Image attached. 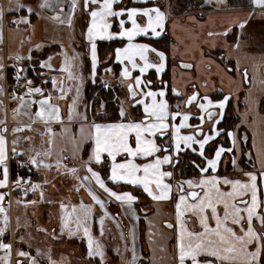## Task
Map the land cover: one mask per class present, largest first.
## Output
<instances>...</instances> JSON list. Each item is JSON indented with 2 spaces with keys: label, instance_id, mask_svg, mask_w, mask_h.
Here are the masks:
<instances>
[{
  "label": "snow or ice",
  "instance_id": "1",
  "mask_svg": "<svg viewBox=\"0 0 264 264\" xmlns=\"http://www.w3.org/2000/svg\"><path fill=\"white\" fill-rule=\"evenodd\" d=\"M64 2L37 0L40 10L52 9L56 13L41 18L73 28L79 13L83 23L81 34L91 57L90 78L93 82L101 62L97 42L119 43L121 46L113 48L110 59L121 66L120 86L125 91V100L116 97L119 107L118 119L115 120L107 119L104 102H98L91 119L89 105H84L83 111L80 110L81 90L85 82L80 53L73 56H69L66 50L59 53L62 59L58 68L52 63V55L35 61L40 69L62 74L59 79L55 75L41 79L39 85L26 75L29 68L21 66L24 61H33L31 54L9 56L15 61L11 66L15 85L11 91L3 83L6 80V66L3 57H0V97L8 96L17 102V106L11 109L16 125L10 128L8 106L0 99V111L3 112V118H0V251L3 252L0 264H13L14 254L15 264H40L38 258L41 256L46 257L48 264H58L50 249L47 252L37 249L36 254L32 255L29 250L14 249L13 242L5 239L9 232L15 238L21 227L17 217L16 232L12 231L10 209L13 191L23 194L15 203L23 204L25 208L44 202L56 203L54 200L46 201L44 184L49 183L46 178L41 183L33 181L30 175L17 173L15 179L10 181L13 162L17 168L29 172L35 170L38 173L42 169L50 171L53 168L58 172L62 170L63 175L78 182L74 185L76 192L87 189L93 204H86L83 200L78 205L59 201V235L68 233L86 239L87 257H99L101 264L105 260V249L93 234L94 207L98 205L104 210L99 217L101 237L105 232V219L110 214L106 201L93 189V184L109 197V202L114 200L125 206L137 221L140 217L133 206L139 196L132 191L114 190V187L126 185L139 188L154 202L173 203L174 222L165 223V228L174 233L172 264H264V131L259 133L258 140L256 135L253 137L252 148L255 152H243L241 145L248 142V136L240 134L239 125L232 130L227 127L230 101L238 99L237 90L248 80V71L241 69L240 58L229 68L226 61H231V54L220 56V63H217L210 53L198 48L200 63L207 65L208 78L197 84L189 76L181 87L175 78V70L171 81L164 79L170 59L164 41L169 26L173 35L180 26L178 19L171 18L172 4L162 10L156 0H67L68 11L65 12ZM206 2L211 3L212 0ZM216 2L227 4V0ZM249 2L254 9H260V15L264 17V0ZM21 10L26 11L27 15L8 21L16 26L14 31H18L21 24L31 25L30 17L33 14L40 16L41 13L21 0H7V6L0 2V44L5 40L6 15ZM253 15L254 12H249L242 19L230 20L223 31H208L207 37L212 40L210 47H216V37H224L225 49H241L244 41L237 38L234 44H228L227 37L234 27H238L243 36ZM188 19L195 20V17L189 15ZM208 19L211 21L212 17ZM20 44L23 45V40ZM261 44L264 46V35ZM36 48L41 49L43 45L37 44ZM175 54L176 48L173 46L172 59H175ZM213 65L215 72L211 70ZM261 65H264V56L256 65L257 70ZM30 67L36 71V67ZM194 67L192 63L179 64L184 72ZM153 70L155 79H150L148 74ZM105 71L112 73V68ZM236 74L240 77L239 82L233 79ZM37 75L43 76V73L37 72ZM213 75L219 77V89L210 79ZM21 81L24 83L21 84ZM68 81L73 82L72 86L67 85ZM259 83L264 90V79ZM49 84L50 89H46L45 86ZM189 84L192 85L190 93L187 91ZM104 86L110 87L107 81ZM18 89H23L22 94ZM199 89H203V93ZM210 91L217 92L219 98L214 99L209 95ZM73 92L75 94L65 112L59 101L68 100ZM170 93L182 103H170ZM257 103L252 89L248 88L245 106L256 115ZM248 114H244L245 120ZM19 116L27 117V122L18 121ZM261 123L264 124V119H261ZM35 124L43 126L40 135L47 139L42 141L40 148L33 147L30 154L20 151L18 145L21 137L17 134L36 131L32 127ZM54 125L60 126L59 132ZM73 125L77 128L75 132ZM10 134L13 137L11 141ZM224 137L230 142L227 146L223 142ZM58 138L64 141V146L57 149ZM23 139L32 142L34 138L25 136ZM85 146L88 147L86 159L83 157ZM69 151L73 160L77 157L83 160L85 175H79L80 167H69L64 163L69 158L65 153ZM241 155L247 158V167L241 166ZM53 156L56 157L54 163ZM185 165L194 169L197 175L185 177ZM95 166L103 168L107 179ZM108 182L114 187H109ZM30 193H39V199H27ZM149 227H154L151 221ZM37 230L51 235L53 239L59 238L56 229L51 233L46 228ZM148 235L150 243L155 244L152 240L155 233L149 231ZM18 242L25 243L24 236H20ZM135 242L133 228L130 264H136L139 259ZM28 247L30 249L31 244ZM149 264H160L156 260L155 247Z\"/></svg>",
  "mask_w": 264,
  "mask_h": 264
},
{
  "label": "crops",
  "instance_id": "2",
  "mask_svg": "<svg viewBox=\"0 0 264 264\" xmlns=\"http://www.w3.org/2000/svg\"><path fill=\"white\" fill-rule=\"evenodd\" d=\"M203 6L199 7L197 11H180L177 7L176 3L177 0H156L157 4H159L162 7V10L167 9L169 4H172L173 7L170 9L172 13L173 19H178L179 21V27L175 30V35H173L171 27L169 26L166 38L170 39L171 45H170V51H167L169 54V64H168V77L165 78L167 71L164 75L165 80L171 81L173 78V71L179 75L186 76L187 72H184L179 67H176V64H180L181 62L185 63H192L193 59H196L200 56L198 48H203L206 53L210 54H216L215 56L219 58L220 56H227L231 54V61H226L228 63V67L232 68L235 63L236 59L240 58V66L241 69L246 68L248 71V80L244 81V92L245 94L242 96V103L244 105V109L242 112H239V127H244L248 130L250 133L251 138V148L253 143V137L256 135V139H259V133L264 131V124L261 123V119H264V111L261 112V104L262 99H264V90H262L261 85L259 81L261 79H264V65H261L259 69L257 70L256 65L260 64L261 57L264 56V46L261 44V37L264 35V17H261L259 9H254V7L248 8V9H233L229 6L228 0L227 4H219L216 2V0H212L211 3H207L206 0H201ZM0 2L4 3L5 6H7V0H0ZM22 3L25 5L32 6L36 9V11L40 12L41 15L37 16L33 14L30 19L32 21L31 25H19V30L14 31L15 27L14 25L9 24V19H17L21 16L27 15L26 11H19V12H13L6 15L5 18V40L3 44H0V55L3 57L4 63L7 66H9V69L6 72L9 74L12 72V65L15 63L14 60L9 59V56H14L16 53H19L21 55H28L31 54L32 57L37 56L39 53L43 52L44 50L48 49L49 53L47 56L52 55L54 53H61L63 49H68V55L70 56L75 55L76 53H80L81 60L86 65L85 67H88L89 74L91 77V57L90 53L88 51V45L86 43V40L84 36L81 34L83 31V23L79 19V13L77 14V19L74 21V27L68 28L67 25H59L55 23L54 21L50 19H42L43 17H50L55 15V11L52 9H44L40 10L37 7V0H21ZM127 2V0H125ZM64 10L65 12L68 11V3L67 0L64 2ZM254 12V15L249 20L248 25L246 26L244 30V35H240V29L238 27H234L232 32L229 33V36L227 37V43L228 44H234L235 40L237 38H240L242 41H244V44L242 45L241 49L235 50L232 48L225 49L224 43L225 38L224 37H216L214 42L216 44L215 48H211L210 44L212 40L207 37L208 31H223L226 26L229 24L230 20L236 19V18H243L247 13ZM194 16L195 20H189L188 16ZM211 16L212 20L209 21L208 17ZM203 25V27H201ZM23 40V45L21 46L20 41ZM205 41H209L208 43H205ZM100 42H108V41H98L97 45ZM41 44L43 45V48L37 49L36 45ZM63 46V47H62ZM121 46V45H119ZM118 46V47H119ZM175 46L176 48V54L175 59H172V48ZM225 50V51H224ZM98 51V47H97ZM222 52V53H220ZM225 52V54H223ZM220 53V54H219ZM37 54V55H36ZM99 56V54H98ZM112 56V55H111ZM110 56V57H111ZM100 58V57H99ZM46 58L40 59L44 60ZM113 61V60H112ZM27 61L22 62L25 63ZM116 64V63H115ZM193 64V63H192ZM232 64V65H231ZM100 65V64H99ZM120 66V65H119ZM195 66V65H194ZM98 68L96 71V79L95 82L89 78V83L95 84L98 78ZM83 65H82V71H83ZM121 66L119 67L120 72ZM46 70V69H44ZM42 71V69L40 70ZM48 74V72L46 71ZM231 75V73H230ZM119 76V73H118ZM120 78V77H119ZM148 78L155 79V73L154 70L148 74ZM233 79H235L237 82L240 81V77L238 74L233 76ZM87 85V84H86ZM50 88V84L47 85ZM248 88L252 89V94L258 101L256 105V112L258 115L251 112L250 109L246 108L245 106V97L247 95ZM242 90V87L237 90L236 95H238ZM225 91H227V86L225 88ZM54 96L56 93L53 94ZM214 98H219L217 95H212ZM174 97V96H173ZM2 99V98H1ZM237 99V98H234ZM233 99V101H234ZM176 101H180V99L176 98L174 99L173 104ZM62 103V101H59ZM170 103H172L170 101ZM17 106V102L12 101V108ZM61 106V105H60ZM63 111H67V109L63 108L61 106ZM249 113L247 116V119L245 120L244 114ZM90 119L91 116L89 115ZM18 121L27 122V117L19 116L17 117ZM9 127H14L16 125V122L12 120V111L11 115L9 114L8 117ZM36 131L28 132L25 131L24 133H19L21 137V142L18 145V149L22 150L24 152H28L30 154V150L33 147L40 148L41 143L43 140H46L47 137H41L40 132H42L43 126L40 124H35L32 126ZM74 127V125H73ZM54 129L59 132L60 126L54 125ZM77 130V129H76ZM75 130V131H76ZM74 131V132H75ZM25 136H32L34 139L32 142H27L23 139ZM13 137L11 134L9 135V141H11ZM64 146V141L58 138L57 141V149L59 147ZM253 153L255 152V149H250ZM66 156L69 158L64 161V163L68 164L69 167L77 166L80 167V169L84 172V175L86 174L85 169L83 167V163L76 162L79 160L77 159L73 160L71 158V152H66ZM88 155V147L85 146V150L83 153L84 159L87 158ZM241 158V157H240ZM56 157H52V162H55ZM96 167V170L101 171V175L103 176V168L101 166ZM99 168V169H98ZM35 178H38V182H43V180L46 178L49 183L44 184V191L46 194V201L47 200H54L56 203L48 204L47 202L41 203L42 208L46 211L43 215V228L48 229V232L51 233L53 229H60V210H59V201L63 200L65 203H72V204H79L81 200H83L86 204H93L94 202L91 200V198L88 195L87 189L82 188L79 192H76L74 190V185H76L78 182L69 176H65L62 174V170L58 172L55 168L52 170H41L40 172H35L34 170ZM107 179V178H105ZM54 185V186H53ZM109 187H114L111 182H108ZM122 186L125 187H131L126 185L116 186L114 187V190H123L128 191L130 188H122ZM93 189L97 192V194L101 197V199L105 200L107 203V210L110 214L109 218L105 219V225L104 228H111V224H115L116 227H120L122 225L124 232L128 233L130 231L131 224L135 225V223L138 226L139 229V238L137 239V243L141 245V251L142 254H145V248H147L146 240V233L147 228L149 224L150 218H152L154 215H158V217H162L158 220V223L162 226H165V223L167 222H174V206L172 202H154L151 200L150 197H148L145 193L142 192L139 188L136 189V194L139 196V200L134 204V208L136 211V214L140 217V214L144 216L145 220V233L143 239H141L140 235V223L139 220L137 221L131 213L128 215V210L125 206H122L119 202H116L114 200H111L109 202V197L98 188L95 184L92 185ZM17 192H12V207L11 211L14 208V197ZM33 195V199H39V194H31ZM7 204V201H6ZM147 208V209H145ZM48 209V210H47ZM140 209V210H139ZM158 209V210H157ZM160 209H162L163 212H158ZM165 210H168L167 214L164 212ZM30 210V218L31 216L34 217V223L36 224V220L38 219L37 215H34L32 212V208ZM103 209H101L98 205L94 207V222L92 224V230L93 234L99 238L100 232H99V217L103 215ZM14 212V210H13ZM158 213V214H157ZM147 214V215H145ZM36 216V217H35ZM37 218V219H36ZM149 218V220H148ZM51 220H56L58 222V225H52L50 223ZM33 220H30L28 222H25L22 220L21 223L25 225L31 226V222ZM148 221V222H147ZM157 222V220H156ZM156 222H152L154 225V229L157 231L161 230L158 226H155ZM164 222V223H163ZM119 225V226H118ZM51 226V229L49 230V227ZM157 228V229H156ZM23 229V228H22ZM164 230H162L163 232ZM169 232L164 233V235L169 236V238L166 237V240L168 241L166 243L167 248H170V246L174 245L175 239H174V233L171 230H168ZM40 232V231H39ZM42 234V232H40ZM105 233V232H104ZM45 234V233H44ZM41 237V235H39ZM47 239L60 242V241H66L65 238L68 236V233H65L63 236L58 235V239H53L51 235L45 234ZM67 240H73L75 242H84L85 239H82L79 237V235L76 236H70L69 238H66ZM129 244L128 242L126 243ZM173 253V251H172ZM172 253L169 254L167 252L168 256H172ZM166 263L172 264L171 259L167 260ZM164 263V264H166Z\"/></svg>",
  "mask_w": 264,
  "mask_h": 264
},
{
  "label": "rangeland",
  "instance_id": "3",
  "mask_svg": "<svg viewBox=\"0 0 264 264\" xmlns=\"http://www.w3.org/2000/svg\"><path fill=\"white\" fill-rule=\"evenodd\" d=\"M246 1H249V0H246ZM201 4H202V1H201ZM201 4L199 3V5H197V6L196 5L191 6L194 9L193 11H197L199 9V7H201ZM176 5L179 8L178 0H177ZM251 6H253V5H251ZM240 9H244V8H240ZM65 50L68 52V49H63L62 51H65ZM48 53L44 54L43 57L47 58ZM220 53H222V52H220ZM40 54H43V52L39 53L38 55L36 54L37 56H35V57H37L36 58L37 61L40 60V57H39ZM223 54H225V52H223ZM215 55L216 54H211V57L216 58V62L220 63L219 59ZM40 56H42V55H40ZM52 56H54L52 63L55 67L58 68L60 66L62 57L59 55V53H54V54H52ZM69 56H70V54H69ZM0 57H2V56L0 55ZM191 59H193L192 63L195 65V67L191 70H188L186 76H183V75L181 76L175 72V78L181 87H183V82L186 81L189 76L192 78V81L197 83V84L203 83L204 80L208 78L207 71H206L207 65L200 63V56L197 57L196 59H194L193 57ZM30 62L27 63L25 66L30 67L31 66ZM23 64H25V63H23ZM82 65L84 68L83 69V75L85 77V82H84V86L81 90L82 100L80 102V110L83 111L84 105H89V115L92 116V114H91L92 109L95 108L94 109V113H95V110L98 108V104H95V102H96L95 96H97V98H98V91L99 90L98 89L96 90L97 92L95 93L94 97H91V99L89 101L87 100L85 89H86V84H88V82H89L90 74H89L88 67H85L86 65L84 63H82ZM176 67H179V65L176 64ZM211 70L213 72L216 71L214 65L212 66ZM42 71H44V72H43V76H40V82H41V79H46L49 76L55 75L59 79V78H61V75H62L59 72H49L47 69L46 70L42 69ZM46 71L48 72V74L46 73ZM9 75H10V73H9ZM210 79L212 82H214L216 84L217 89H219L220 88L219 77L213 75L210 77ZM98 81H99L100 86H101V87L99 86L100 88H102V86H104L105 81L108 82L110 87H108L106 89L104 88V90H115V88H117L118 90H116V91H118L117 92L118 97L121 100H125V91L120 86V78L118 75H116V73L113 70H112V73H108V76L101 74L98 78ZM4 82L5 81H3V83ZM72 84H73L72 81L67 82L68 86H72ZM244 84H245V82H243V85ZM225 88H226V86H225ZM191 90H192V85L189 84L187 91L190 93ZM199 90L203 93V89H199ZM241 91H244V86H242ZM74 94H75L74 92L71 93L69 95L68 100H63L62 103L60 102V105L63 108L67 109L68 104L71 101V97ZM211 94L217 95V96L219 95L217 92H211L210 91L209 95H211ZM239 94L237 95L238 97H239ZM4 97L5 96H2V97H0V99L2 98L4 100ZM173 98L175 99V97H173ZM115 99H116V97H115ZM214 99H217V98H214ZM178 102L182 103V100L176 101L175 103H178ZM234 109L235 108H233V110ZM233 110H231V113L233 112ZM193 111H196V109L193 108ZM228 114H230V113H228ZM10 115H11V112H10ZM8 117H9V115H8ZM0 118H3V112L2 111H0ZM195 122L196 121H193V123H195ZM235 126H237V125L235 124ZM205 127L207 128V125ZM76 129L77 128L74 125V127L72 129L73 132ZM229 130H232V129H229ZM244 132L246 133V131H244ZM223 142L225 143L226 146L230 143L228 141L227 137H224ZM78 159L79 160H77L76 162L83 163L82 159H80V158H78ZM97 167H99V166H97ZM98 171H100V169ZM79 175L83 176L84 172L81 170ZM33 176H34V174H33ZM32 180L36 181V182L39 181L38 178L37 179L33 178ZM128 188H130V189H128V191H132L134 195L136 194V192H137L136 189H134L132 187H128ZM22 195H23L22 193L17 192L15 194L14 200L20 198ZM31 197H33V195L29 194L27 199H33ZM42 206H41V203H39L35 207L30 206L28 208H25L23 204L17 205L14 201V208H13L14 212H13V210L11 211V209H10V216L12 218V231L16 232V218L17 217H19V219H20L21 227L19 228L18 232H16L15 238H13L11 232L6 233V235H5L6 240H10L13 242L14 249L15 248H21L24 250H29V251H31L32 255L36 254L37 249H40L42 252H47L50 249L53 259L56 260L58 262V264H101L99 257H95V258H88L87 257L86 239L84 240V242H75L73 240L70 241V240L66 239V238H69V234H68V236H66V238H65L66 241L56 242V241L47 239L44 232H42V234H41L37 229L43 228V226H44L43 215H44V213H46V211L42 208ZM30 208L33 209L32 210L33 214L37 215V217H38V219L36 218L37 219L36 224L34 223V217L31 216V218H30V215H29L30 214V210H29ZM145 209H147V208H145ZM158 212H163V211H162V209H160ZM164 212H165V214H167L170 211L164 209ZM129 214H130V212H128V215ZM160 218H162V217H160V216L158 217V215H154L152 218H150V220L148 218V220L151 221V223L156 222V220H157V222L155 223V226H158L159 229L161 230V232L155 230L153 227L150 229L149 224H148L147 233H146V240H145V242L147 243V246H146L147 248H145V254H142L141 245H139L137 243V239L139 238V229H138V226L136 223H135L134 227L131 224L130 231L128 233L124 232L122 225H120V227H116V225L112 223L111 228H109V227L106 228L104 235L102 237L99 236V238H98V239H100L101 243L104 245V249H105V260L103 261V264H130V262L132 260L131 249H132L133 228H135V236H136L135 246H136L137 254L139 257L136 264H141V262H143V261H144V264H149V259L152 256L153 247H155V249H156V260L158 262H160V264L166 263L167 260H169L171 258V255L168 256L167 252L169 254L172 253L173 245L170 246V248H167V246H166V243L168 242L166 240V237L169 238V236L164 235V233L169 232V231H167L165 226H162L158 223V220ZM22 220L24 221V223L28 222L30 220H33V221L31 222V226H29V225H25V224L21 223ZM50 223L52 225H55V226L58 225V222H56V220H51ZM50 229H51V226L49 227V230ZM162 230H164V231L162 232ZM149 231L155 233V235L152 237V240L155 241V244L150 243V241H149V235H148ZM39 235H41V237ZM57 235H59L58 229H57ZM20 236H24L25 241H26L25 243L21 244L18 242ZM79 237H81V236L79 235ZM127 242L129 244L127 245V250H126L125 245ZM29 244H31L30 249L28 247ZM161 248H165L167 250L161 251L160 250ZM117 250H119V254L117 253ZM2 255H3V252L0 251V256H2ZM161 258H163L162 261H161ZM14 259L16 260L15 254H14ZM38 259L40 260V264H48V261H47L45 256H41ZM13 264H15V261L13 262ZM166 264H169V263H166Z\"/></svg>",
  "mask_w": 264,
  "mask_h": 264
},
{
  "label": "trees",
  "instance_id": "4",
  "mask_svg": "<svg viewBox=\"0 0 264 264\" xmlns=\"http://www.w3.org/2000/svg\"><path fill=\"white\" fill-rule=\"evenodd\" d=\"M178 2H179V10L184 12V11H193L194 9L191 6L199 5V3H201V0H178ZM228 4L233 9H240V8L248 9V8L253 7V6H251L252 4L246 0H228ZM119 45L120 44L117 42H100L98 44V54H99L100 61H101L99 68H98V78L101 74L108 76V73L105 71V69L109 68V67L112 68V70L116 73V75H118L120 66L118 64H115L112 61V59H110V56L112 55L113 48L118 47ZM164 45L166 46L165 50L170 51V45H171L170 39L166 38V40L164 41ZM48 52H49L48 49L44 50L43 54H40L42 56L39 55L40 59H43L44 54H47ZM36 58L37 57L34 56L33 61H31V62L27 61V62H25L24 65H26L27 63L30 62L31 66L36 67L35 72L31 70V79H33L36 84H40L41 83L40 82V76L37 75V72H40L41 69L38 67V65H35V63H34L35 61H37ZM168 72L169 71H167L165 78H169ZM98 78H97V81L95 84L89 83L86 85L85 92H86L87 100L89 101L91 99V97H94L95 93L97 92L96 90L98 89L99 90L98 91V98H97V96H95V101H96L95 104H98V102H104L106 104L105 111L108 113L107 119L108 120L118 119V107H119L118 103L119 102L117 101V99H115V97H118V94H117L118 91H116L118 89L115 88V90H104V89L100 88L101 86H100V83L98 81ZM244 94H245V92L241 91L238 99H234V101L233 100L230 101V107L228 110V113H230V114L227 113V116H228L227 127L229 129H233L235 124L238 125V122L240 119L239 112H242L244 109V105H243L242 101H240V100H242V96ZM169 99L172 103L174 102V98L171 95V93L169 94ZM233 108H235V109L233 110ZM94 109L95 108L92 109V112H91L92 116L91 117H93L95 115ZM231 110H233L232 113H231ZM262 111H264V99H262V104H261V112ZM244 131H246V133ZM239 132L241 135L246 134L248 136V142L246 144L241 145L242 151L243 152L251 151L250 149H252V148H251L250 133L244 127H240ZM193 158H195L194 155H193ZM240 160H241V166L247 167V158L245 156L241 155ZM222 171H223V169H222ZM229 172L230 173L232 172V169L230 167H229ZM183 174L185 177H188V178H192V177L197 175L196 171L187 165L184 166V173ZM103 176H104V178H107V173L104 170H103ZM122 188L126 189L128 187L122 186ZM139 223H140V235H141V239H143L144 233H145V220H144V216L142 214H140ZM141 264H144V261L141 262Z\"/></svg>",
  "mask_w": 264,
  "mask_h": 264
},
{
  "label": "built area",
  "instance_id": "5",
  "mask_svg": "<svg viewBox=\"0 0 264 264\" xmlns=\"http://www.w3.org/2000/svg\"><path fill=\"white\" fill-rule=\"evenodd\" d=\"M6 65H7V64H6ZM6 65H5V66H6ZM21 66H23V65H21ZM23 67L29 68V71L26 73V75L31 79V67H28V66H25V65H24ZM8 69H9V66L6 67V72H7ZM23 83H24V81H21V84H23ZM37 85H39V84H37ZM4 86H5V88L8 89L9 91H11V89L15 86V85H14V81H13V69H12V72H10V75L7 73L6 80H5V82H4ZM45 87H46V89H50L47 85H46ZM102 88H103V89H104V88L106 89V88H108V87L102 86ZM18 92H19L20 94H22L23 89H18ZM53 94H54V93H53ZM4 103L8 106V109H9L8 115H9L10 112H11V109H12V100H11L8 96H5V97H4ZM20 151H22V150H20ZM17 173H18L19 175H22V176L30 175L32 179H33V178L36 179V178H35V175L33 176V174H34V170H32L31 172H29V171L26 170V169H20V168H17L16 163L13 162L12 165H11L10 181L15 179V176H16ZM14 261H15V259H14V255H13V262H14Z\"/></svg>",
  "mask_w": 264,
  "mask_h": 264
}]
</instances>
